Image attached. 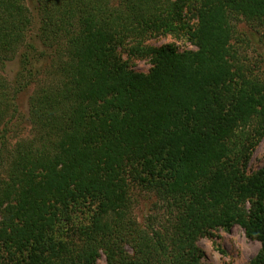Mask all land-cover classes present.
I'll list each match as a JSON object with an SVG mask.
<instances>
[{"label":"trees","instance_id":"1","mask_svg":"<svg viewBox=\"0 0 264 264\" xmlns=\"http://www.w3.org/2000/svg\"><path fill=\"white\" fill-rule=\"evenodd\" d=\"M241 23L263 28L264 0H0V264H202L235 226L264 264V65Z\"/></svg>","mask_w":264,"mask_h":264},{"label":"rangeland","instance_id":"2","mask_svg":"<svg viewBox=\"0 0 264 264\" xmlns=\"http://www.w3.org/2000/svg\"><path fill=\"white\" fill-rule=\"evenodd\" d=\"M29 10L35 15V0H25ZM239 30L244 36H241L244 48L249 62L258 61L260 65H264V27L254 29L246 23L239 25ZM35 33V31L33 32ZM147 44L153 47L159 46H174L179 52L195 50L193 44L184 38H174L169 35L158 36L150 38ZM121 56L127 62L130 69L137 73L146 74L151 63L148 59H133L127 56L124 49L121 50ZM18 70V61H13L6 64L3 74L12 79ZM32 92V87L22 92L17 98L18 111L21 115V122H19V132L26 129L25 118L27 116L28 98ZM264 167V138L260 141L255 151L251 155L248 163V172L257 171ZM134 213L136 219L141 222L145 217L148 209V204L139 202L136 205ZM198 247L203 251L204 257L202 264H245L248 262L259 250V243L248 240L244 236L243 230L235 226L229 232L223 230L212 231L209 236L200 238L197 242ZM94 264H106L105 258L101 255Z\"/></svg>","mask_w":264,"mask_h":264}]
</instances>
